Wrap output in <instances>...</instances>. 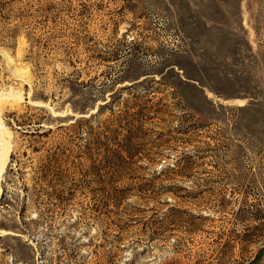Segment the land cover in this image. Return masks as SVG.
Masks as SVG:
<instances>
[{
    "label": "rangeland",
    "instance_id": "rangeland-1",
    "mask_svg": "<svg viewBox=\"0 0 264 264\" xmlns=\"http://www.w3.org/2000/svg\"><path fill=\"white\" fill-rule=\"evenodd\" d=\"M11 92L0 264H264V0H0Z\"/></svg>",
    "mask_w": 264,
    "mask_h": 264
},
{
    "label": "bare ground",
    "instance_id": "bare-ground-1",
    "mask_svg": "<svg viewBox=\"0 0 264 264\" xmlns=\"http://www.w3.org/2000/svg\"><path fill=\"white\" fill-rule=\"evenodd\" d=\"M4 96H6L7 98H12V100L14 102L22 101L21 100L22 99L21 93H19V92H17V93L11 92L10 94H5V95H2L0 97H4ZM28 103L31 105H34V106H44L45 105L44 103L35 102V101L29 100V99H28ZM94 112H95V110H92L90 113H94ZM79 116H85L86 117V115H76V117H79ZM1 126L2 125L0 124V128H1ZM7 139H9V133L7 131H5L3 133L2 147L0 148V176L4 172L5 167H6L7 163L9 162L8 160H9V154H10V144L8 143V141H6ZM0 194H1V188H0ZM0 233H1V235H5V234H8L9 232L1 231Z\"/></svg>",
    "mask_w": 264,
    "mask_h": 264
}]
</instances>
